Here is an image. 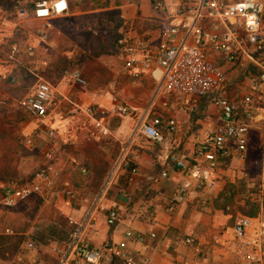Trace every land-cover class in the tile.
<instances>
[{
    "label": "built area",
    "instance_id": "built-area-1",
    "mask_svg": "<svg viewBox=\"0 0 264 264\" xmlns=\"http://www.w3.org/2000/svg\"><path fill=\"white\" fill-rule=\"evenodd\" d=\"M22 1L25 0H15L13 5L16 19L20 21L30 15L40 21L45 30L51 28L53 19L68 13L66 0H37L30 10L22 5ZM150 5L154 14V37L159 41L157 48L149 50L146 47L148 37L134 34V25L129 22L119 27L115 44L120 50L123 66L130 74L139 76L148 74L153 67L159 69L156 95L170 100H159L147 106L136 122L134 133L152 145H161L167 136L177 132V114L190 115L198 110L193 98L218 93V120L195 144L192 161L187 162L173 149L166 148L163 161L186 179L171 194V204H175L186 197L191 184L201 191H214L223 181L221 161L233 157L243 160L252 127L259 125L264 133V0H151ZM0 43L8 45L12 53L34 54L32 46H24L21 50L16 41L6 36L0 38ZM225 66L256 73L248 87L241 85L246 92L236 101L224 90L227 84ZM69 80L72 86H87L77 71L69 73ZM66 104L74 106L86 117L87 129L90 125L101 134L109 133L105 127L107 112L97 104L71 103L52 84L38 79L32 92L18 100L17 105L30 120L39 124V129H43L46 135L43 146L45 164L27 182L3 184L0 199L3 207L15 208L35 196L43 197L52 189L56 133L51 127V115L62 113ZM116 109L118 116L128 114L125 105H118ZM88 134V140L97 139L90 130ZM25 141L32 146L30 139ZM127 148L128 145L122 146L115 166L127 176L136 175L138 168L128 157ZM67 219L74 225L67 242L50 245L33 240L25 242L26 250L41 253V258H36L32 264H49L42 259L43 256H49L52 264H137L122 245L110 242L93 244L85 239L83 219L78 222ZM116 221V211L109 210L107 225L112 226ZM124 237L135 242L144 240L141 234L129 230ZM184 243L192 247L194 241L187 237ZM227 243L228 250L239 264H264V219L259 215L239 216Z\"/></svg>",
    "mask_w": 264,
    "mask_h": 264
},
{
    "label": "rangeland",
    "instance_id": "rangeland-1",
    "mask_svg": "<svg viewBox=\"0 0 264 264\" xmlns=\"http://www.w3.org/2000/svg\"><path fill=\"white\" fill-rule=\"evenodd\" d=\"M29 1H22V5H27ZM66 1L69 2L68 13L54 19L49 30H45L42 23L30 15L20 21L16 19L13 7L9 3L6 4L7 10H0V34L9 35V39L16 41L21 50L27 45L34 49L33 56H28L22 51L12 53L8 45L0 43L1 90L8 95L6 97L0 93V183L27 182L29 175L40 165L45 164L43 146L47 139L46 135L43 129H39V124L30 120L18 107L17 101L32 92L38 79L52 82L57 74L53 70L55 68L52 66V69L50 65L56 56L71 59V62L63 67L56 88L61 93L68 91L69 95L84 93L91 88L97 90L103 98V106L99 107L107 112L105 127L108 130L115 123L113 120L118 118L116 106L128 107L126 101L131 95H134L135 102L139 103L134 112L136 121L151 103L170 100L169 97L156 95V81H143L128 73L123 66L120 50L115 44L119 27L127 22L120 17V11L131 3L151 0ZM83 54L88 55L89 61L82 68L72 59ZM48 69L52 71L47 72ZM231 69L224 71L225 76ZM73 71L79 72L86 81L85 88L72 86L69 73ZM254 76L255 72H241L236 77H231V80L227 81L228 91L242 95L246 91L241 89V85L246 79ZM115 80L124 84L121 83L119 86L114 83ZM135 81L137 82L133 84ZM125 84L126 86L130 84L126 91L122 90ZM217 96L218 94L207 96V100L199 104L197 111L178 117L180 119L178 131L183 140L192 138L193 143H196L203 139H200L201 125L196 123V119L202 115V108L206 107L207 103L212 105L208 112L211 115L218 114ZM67 97L74 103V98ZM65 106L62 113L51 115L53 120L51 127L56 133L52 189L43 197L35 196L12 209L5 208L0 203V238H4L8 245L7 252L0 253V264H32L36 258H41L40 252L24 248L28 240L42 245L67 242L74 225L65 216L68 214L66 208L72 209L81 204L91 205L108 180V176L110 177L111 170L96 168L95 164L90 166L91 168L79 162H74L72 166L65 165L69 154L67 150H70L68 151L70 154L78 156L72 147L80 144V141L74 136L81 135L79 134L83 130L81 125L86 122V117L77 108L70 104ZM131 111L128 108V114ZM5 113L13 119H7ZM128 114L120 117H126ZM64 119L69 121L74 119L73 128L66 124L55 126L57 121ZM71 129L74 134L69 135ZM253 130L260 138L254 147H247L243 160L227 158L220 163L224 171L222 178L226 184L221 191L223 195L219 203H224L225 212L232 215L234 222L239 216L251 211L245 202L259 203L261 209L264 201V144L261 140L263 132L259 125ZM98 133L99 137L109 135ZM26 139L32 141V146H28ZM82 140L88 141L86 136ZM137 141L140 145H150L139 134ZM87 143L89 145L86 147L90 148L92 143L98 146L100 140H89ZM88 148L80 150L79 156L84 157L83 150ZM117 148L121 150L122 146L117 145ZM99 166L101 167V162ZM42 259L49 260L47 256H43Z\"/></svg>",
    "mask_w": 264,
    "mask_h": 264
},
{
    "label": "crops",
    "instance_id": "crops-1",
    "mask_svg": "<svg viewBox=\"0 0 264 264\" xmlns=\"http://www.w3.org/2000/svg\"><path fill=\"white\" fill-rule=\"evenodd\" d=\"M120 17L134 25L136 30L134 34L148 37L146 47L149 50L157 48L159 41L154 37L155 28L152 25L154 14L150 2L131 3L120 11ZM2 36L9 38V35L5 33L0 34V38ZM226 69L229 68L225 66L224 71ZM241 72L239 69L232 68L225 76L226 83L231 80V77H236ZM159 77L160 71L156 67H153L148 74L136 76L143 81L153 80L156 83ZM250 80L246 79L243 84L248 87ZM114 83L120 86L122 82L115 80ZM1 87L2 82L0 83V93L8 97L2 92ZM129 87L130 84L127 86L125 84L122 90L126 91ZM227 88L226 84L224 90L233 100L236 101L241 97L240 94L235 95L229 92ZM62 94L74 98L76 104L85 105L92 102L98 106H103L102 96L92 88L84 91V93L78 92L77 95L74 93L69 95L68 91H63ZM192 100L197 102L199 106L207 98H193ZM126 104L132 111L126 117L117 116L118 118L113 120L115 123L108 130V136L101 135L99 137L98 131L90 125L87 129L85 122L81 125L83 129L79 133L81 135L79 137L74 136L80 141V144L72 147V150L77 151L78 156L70 154L68 152L70 150H67L69 154H67L65 165L72 166L74 162H79L92 167L95 164L96 168L108 169L112 172H110V177L108 176V180L103 184L91 205L81 204L72 209L66 208L68 214L65 216L74 222L83 219L82 234L85 239L93 244L110 242L122 245L137 264H239L227 247V241L231 238V229L234 224L233 217L215 206V201L226 184L224 180L214 191H201L191 184L186 197L178 203L171 204L170 198L173 190L177 185L186 182V179L176 168L166 165L163 161L167 152L166 148L173 149L187 162H191L194 146L197 142L193 143L192 138L183 140L177 130L171 136H167L166 142L161 145L150 143V145H140L137 141V134L134 133L137 122L134 112L139 107V103H136L134 95H131V97H127ZM211 106L207 103V106L202 108V115L196 119V123L201 125L200 139L204 137L205 131L212 128L218 120L219 110L218 114L211 115L208 112ZM5 115L7 119H13L8 113ZM176 116L180 121L178 117L182 114ZM67 120L69 121V119L57 121L58 124L56 123L55 126L66 124L73 128L74 119L69 121L70 124ZM255 127L257 126L249 130L248 148L254 147L259 141L260 136L253 130ZM88 130L97 136L95 140H100L98 146L92 143V147H86L89 145L87 143L89 141L87 139ZM68 134H74L73 130L71 129ZM85 136L87 142L82 140V138L85 139ZM261 140L264 141V133ZM117 145L120 147L128 145L127 155L133 159L138 168L136 175L127 176L123 170L115 166L120 154ZM84 148L88 149L83 150L85 155L80 157V150ZM232 159L236 158L233 157ZM100 162L101 167H98ZM7 182L0 183V199L2 186ZM111 209L116 211L117 221L114 225L108 226L106 214ZM258 215L264 219L262 210L259 211ZM128 230L141 234L144 240L142 242L127 240L124 233ZM187 237L193 239L192 247L184 243ZM47 258L49 260L46 262L52 264V259L49 256Z\"/></svg>",
    "mask_w": 264,
    "mask_h": 264
},
{
    "label": "trees",
    "instance_id": "trees-1",
    "mask_svg": "<svg viewBox=\"0 0 264 264\" xmlns=\"http://www.w3.org/2000/svg\"><path fill=\"white\" fill-rule=\"evenodd\" d=\"M29 1V0H28ZM37 1V0H33V1H29V3H27V8L30 10L33 6V3ZM68 2V1H67ZM9 3L11 7H13L14 3H15V0H1L0 1V10H7V6L6 4ZM68 8H69V2H68ZM54 20V19H53ZM52 20V21H53ZM52 21H51V24H52ZM74 61L77 62L78 65H80L82 68L86 65V63L89 61L88 59V55L86 54H83V55H79L78 57H76L75 59H72ZM71 62V59L67 58V57H59V56H56L55 60L51 63L50 67L52 68V66L55 68L53 70L56 71V77L52 80V82H49L50 84H52L54 87H57L58 85V82L60 81V75L63 71V67L65 65H68L69 63ZM52 69H48L47 72H51ZM42 165H40L41 167ZM39 170V167L34 170L31 175H29V180L34 176V174ZM23 183V182H21ZM222 195L223 194H219L218 198L216 199L215 201V206L216 208H219L221 210H223V212H225V205H223L224 203L222 202L219 203V200L220 198H222ZM225 200V199H224ZM245 205L249 206L251 211L250 212H247L246 215L244 216H249V217H255L258 215L259 211L260 210H263L264 212V201H263V204L261 205V209H260V205L259 203H256V202H253V203H249L248 201L245 202ZM228 213V212H227ZM4 238H0V253H6L7 252V249H6V246L8 247V245H6V242H4ZM19 243V241L17 242Z\"/></svg>",
    "mask_w": 264,
    "mask_h": 264
}]
</instances>
